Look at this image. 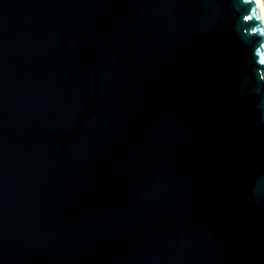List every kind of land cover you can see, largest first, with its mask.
I'll return each mask as SVG.
<instances>
[{
    "label": "water",
    "instance_id": "obj_1",
    "mask_svg": "<svg viewBox=\"0 0 264 264\" xmlns=\"http://www.w3.org/2000/svg\"><path fill=\"white\" fill-rule=\"evenodd\" d=\"M0 264H264L259 0H0Z\"/></svg>",
    "mask_w": 264,
    "mask_h": 264
},
{
    "label": "bare ground",
    "instance_id": "obj_2",
    "mask_svg": "<svg viewBox=\"0 0 264 264\" xmlns=\"http://www.w3.org/2000/svg\"><path fill=\"white\" fill-rule=\"evenodd\" d=\"M259 9L264 22V0H259Z\"/></svg>",
    "mask_w": 264,
    "mask_h": 264
}]
</instances>
